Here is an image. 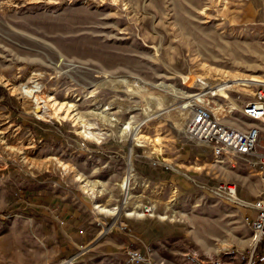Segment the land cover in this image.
Instances as JSON below:
<instances>
[{
  "label": "rangeland",
  "instance_id": "374dc122",
  "mask_svg": "<svg viewBox=\"0 0 264 264\" xmlns=\"http://www.w3.org/2000/svg\"><path fill=\"white\" fill-rule=\"evenodd\" d=\"M254 76L264 81V0H0V264H127L130 248L165 264L250 254L244 207L217 188L253 202L260 177L246 158L214 162L187 125L204 106L264 134L242 111L261 83L235 81ZM26 84L69 118H39L13 91ZM61 202L84 223L62 226Z\"/></svg>",
  "mask_w": 264,
  "mask_h": 264
},
{
  "label": "built area",
  "instance_id": "2783aa9c",
  "mask_svg": "<svg viewBox=\"0 0 264 264\" xmlns=\"http://www.w3.org/2000/svg\"><path fill=\"white\" fill-rule=\"evenodd\" d=\"M252 101L245 104L242 111L251 122L264 125V83L254 93ZM189 138L210 148L213 161L224 164L228 158H246L261 181V189L255 201L238 202V187L234 184L222 185L217 193L224 192L226 198L244 207V221L253 229V250L250 254L235 253L233 250L208 256L203 253L190 252L188 258L191 264H259L264 262V255L257 253L258 246L264 241V134L256 125L244 129L221 123L213 112L204 106H197L187 125ZM151 211V206H145V212ZM259 252V251H258ZM64 261L60 264H73ZM127 264H165L154 261L143 249L130 248L127 251Z\"/></svg>",
  "mask_w": 264,
  "mask_h": 264
},
{
  "label": "bare ground",
  "instance_id": "6f19581e",
  "mask_svg": "<svg viewBox=\"0 0 264 264\" xmlns=\"http://www.w3.org/2000/svg\"><path fill=\"white\" fill-rule=\"evenodd\" d=\"M27 1H32V2H41L43 0H27ZM30 3V2H29ZM238 80L240 82H238ZM238 80H235L237 81V85H241V86H248L250 85L251 83L254 82H260V83H264L263 80L257 78L256 76H254L252 79H238ZM232 83H235V82H232ZM232 85L229 84V83H223V85H220L218 87H216V90H212L213 88H211V90L208 92V93H204L202 95H198L196 94L195 96H190V97H194L196 98L197 101L199 102H202L204 101V99L202 97H205L206 95H208L210 93L209 96H216L218 93H221L223 92L224 90H226L227 88H230ZM167 88H169L174 94H177L178 92H180L179 90H177L175 87L173 86H169L167 85L166 86ZM14 93H20L22 95V97L24 99H26L29 103L32 104L33 106V110L36 114H38V112H42V114H38V117L39 118H45V117H48L50 116V111L52 113H54L55 115H62V119H66V118H69V110L66 109L64 103L63 104H60V103H56V101L52 98V97H46V96H43L41 93V90L33 85V87H31V84L30 86L28 84L26 85H22L19 89H13ZM178 97V96H177ZM218 113H223L224 112V108L223 107H218L217 109H215ZM130 124H128L124 129H123V135L126 134L128 132V130L130 129ZM86 134V136L88 138H93L95 137L94 133L92 134L91 132L88 133L87 131H84ZM138 132L136 134H133V136H137ZM129 172L128 173H131V169H132V163H133V159H132V154L130 153L129 155ZM129 181H130V175L124 180L123 184H122V188L125 189V192L127 194V197H129L130 193H129V189H128V186H129ZM93 186V185H92ZM87 191V190H86ZM236 200L239 202L238 198H236ZM243 200L240 202L242 203ZM100 209V208H99ZM115 209V208H114ZM106 209V208H102L101 209V213H107V214H113V215H118L119 214V211L116 209ZM136 214V213H135ZM128 216H133L134 213H128L127 214ZM142 215V214H141ZM168 217H163V220H167Z\"/></svg>",
  "mask_w": 264,
  "mask_h": 264
},
{
  "label": "crops",
  "instance_id": "0c3cea01",
  "mask_svg": "<svg viewBox=\"0 0 264 264\" xmlns=\"http://www.w3.org/2000/svg\"><path fill=\"white\" fill-rule=\"evenodd\" d=\"M249 126H251V125H248L246 123V125L244 124L241 127L246 129ZM59 196H61V195H59ZM57 201L59 202V200H57ZM77 207L78 206L75 203H72V202H61V203H59V208H57L58 209L57 212L59 214L57 215V218H59V220H61L62 226H67V225L73 226L71 222H75L76 226H79L80 224L84 223V220H82V221L79 220L80 219V211H79V209ZM85 223H89V222H85ZM88 226H89V230L92 231L93 230L92 226L90 224H88ZM79 232H81V230ZM259 254L260 255H264V243L262 245L261 250L259 251ZM106 256L109 257V255H106ZM114 264H116V262H114ZM259 264H264V262H261Z\"/></svg>",
  "mask_w": 264,
  "mask_h": 264
},
{
  "label": "trees",
  "instance_id": "16d2710c",
  "mask_svg": "<svg viewBox=\"0 0 264 264\" xmlns=\"http://www.w3.org/2000/svg\"><path fill=\"white\" fill-rule=\"evenodd\" d=\"M263 243H264V241L258 246V251L261 250Z\"/></svg>",
  "mask_w": 264,
  "mask_h": 264
}]
</instances>
